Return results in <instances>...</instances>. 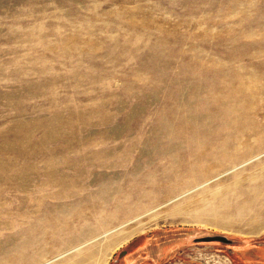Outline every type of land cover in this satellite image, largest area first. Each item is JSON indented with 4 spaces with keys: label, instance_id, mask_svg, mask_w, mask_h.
I'll return each instance as SVG.
<instances>
[{
    "label": "rangeland",
    "instance_id": "1",
    "mask_svg": "<svg viewBox=\"0 0 264 264\" xmlns=\"http://www.w3.org/2000/svg\"><path fill=\"white\" fill-rule=\"evenodd\" d=\"M0 264H264V0H0Z\"/></svg>",
    "mask_w": 264,
    "mask_h": 264
},
{
    "label": "water",
    "instance_id": "2",
    "mask_svg": "<svg viewBox=\"0 0 264 264\" xmlns=\"http://www.w3.org/2000/svg\"><path fill=\"white\" fill-rule=\"evenodd\" d=\"M213 242H217V243H223V244H230L231 241L228 240L226 237L224 236H207V237H203V238H199L195 240V243H213Z\"/></svg>",
    "mask_w": 264,
    "mask_h": 264
},
{
    "label": "bare ground",
    "instance_id": "3",
    "mask_svg": "<svg viewBox=\"0 0 264 264\" xmlns=\"http://www.w3.org/2000/svg\"><path fill=\"white\" fill-rule=\"evenodd\" d=\"M131 233V232H130ZM134 234H128L125 238L122 239L121 242L125 241V240H128L129 238H131Z\"/></svg>",
    "mask_w": 264,
    "mask_h": 264
},
{
    "label": "flooded vegetation",
    "instance_id": "4",
    "mask_svg": "<svg viewBox=\"0 0 264 264\" xmlns=\"http://www.w3.org/2000/svg\"><path fill=\"white\" fill-rule=\"evenodd\" d=\"M125 256V255H124Z\"/></svg>",
    "mask_w": 264,
    "mask_h": 264
}]
</instances>
